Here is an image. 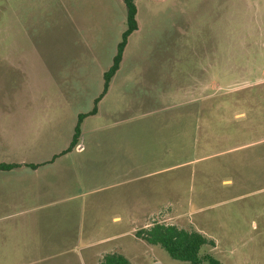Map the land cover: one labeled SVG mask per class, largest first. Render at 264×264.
Instances as JSON below:
<instances>
[{
    "label": "rangeland",
    "instance_id": "374dc122",
    "mask_svg": "<svg viewBox=\"0 0 264 264\" xmlns=\"http://www.w3.org/2000/svg\"><path fill=\"white\" fill-rule=\"evenodd\" d=\"M135 4L96 104L124 1L0 0V63L24 67L0 79V109L32 117V162L56 155L0 173V203L26 201L0 206V264H189L138 236L154 224L202 234L201 264H264V0Z\"/></svg>",
    "mask_w": 264,
    "mask_h": 264
},
{
    "label": "trees",
    "instance_id": "16d2710c",
    "mask_svg": "<svg viewBox=\"0 0 264 264\" xmlns=\"http://www.w3.org/2000/svg\"><path fill=\"white\" fill-rule=\"evenodd\" d=\"M127 10V27L122 34V39L117 46V52L109 70L104 74V90L96 104L108 92L112 79L120 69L125 49L128 45L130 36L138 30L137 7L135 0H123ZM97 113V106L88 114L79 115L77 125L75 126L74 135L70 147L63 153H68L74 149L81 137V125L85 118ZM17 165H0V171H10L17 168ZM138 236L148 244L160 246L173 260L187 262L189 264H201L203 257H200V251L203 246L211 244L202 234L198 232H189L179 229L174 225L154 224L153 226L139 231ZM210 264H219L214 259L207 257ZM103 264H131L130 261L120 254H109L105 256Z\"/></svg>",
    "mask_w": 264,
    "mask_h": 264
},
{
    "label": "crops",
    "instance_id": "0c3cea01",
    "mask_svg": "<svg viewBox=\"0 0 264 264\" xmlns=\"http://www.w3.org/2000/svg\"><path fill=\"white\" fill-rule=\"evenodd\" d=\"M24 67L13 62L0 63V70L11 71L10 74H0V79L4 76L17 77L18 71H21ZM20 76H26L25 73L20 72ZM40 116V115H39ZM32 117L27 111H6L0 109V165H17L18 167L10 171H0V173L15 174L14 172H20V174L28 177L29 174L38 172L41 166L47 163H53L56 159V155L48 162H32L31 153L34 152L35 136L29 134V130L33 128ZM83 147L78 143L75 150L81 151ZM62 155V154H61ZM28 187V188H27ZM26 190L33 191V186H27ZM23 190L20 191V193ZM21 195V196H20ZM17 196L10 195V199L5 202H1L0 206L12 205V206H24V193ZM7 207V206H6ZM2 207H0V211Z\"/></svg>",
    "mask_w": 264,
    "mask_h": 264
}]
</instances>
